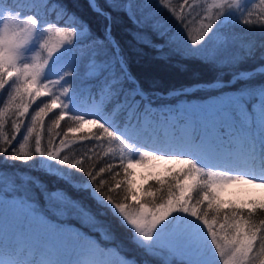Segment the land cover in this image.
Wrapping results in <instances>:
<instances>
[{
    "label": "snow or ice",
    "instance_id": "snow-or-ice-1",
    "mask_svg": "<svg viewBox=\"0 0 264 264\" xmlns=\"http://www.w3.org/2000/svg\"><path fill=\"white\" fill-rule=\"evenodd\" d=\"M104 3L107 9L101 6L100 0H88L91 10L108 21L103 40L75 13H69L62 0H7V6L0 7V90L7 92L10 103L19 101L13 113L15 119L11 121L12 135L0 132L3 139L0 164L15 161L28 164L40 159L48 168L53 167L49 162L68 167L69 172L61 178L74 190L88 192L96 204L111 211L121 227L132 233L131 242L151 260L128 258L115 247L110 251L91 241L78 244L76 258L72 261L61 259L60 249L55 247L37 260L31 251L36 242L42 236L65 230L47 219L35 201L13 194L19 192L18 188H10L7 193L0 191V264H117L113 256L118 257V264H152V261L173 264L170 259L173 256H179L182 264H256L257 260L264 264L261 259L264 257V219L258 218L264 216V199L225 204L218 195L221 187L229 182L264 189V80L257 82V77H264V52L260 55L261 63L255 68L236 71L227 82H214V86L219 84L220 87L237 81L243 83L209 101V112L181 110L184 120L177 122L185 127L184 135L171 138L159 148L122 153L118 163L103 159H117L111 149L105 152L103 145L106 141L124 143L126 132L132 127L131 112L123 129L95 113L87 120L85 115L70 117L77 127H69L60 144L66 145L69 133H80L81 141L91 133L93 147L87 151L93 153L92 157L85 153L79 160L73 158L71 163L68 156L61 158V149L53 146L51 129L47 146H42L45 118L53 114V124L59 126L71 111L69 105L73 102L69 95L73 85L66 79L74 75L72 66L59 71L54 65L56 54L72 45L74 38L82 37V43L92 52V62L100 65L102 75L107 46H117L111 34L113 12H123L133 21L138 29L134 36L140 43L162 50L179 40V33L184 32L185 49L174 48L176 51L224 67L251 58L254 49L250 46L244 57H228L225 50L203 55L207 40L229 24H238L250 31L258 27L264 33V0H258L255 5L252 0H203L202 3L193 0L191 5L184 0L179 9H170L179 27L168 39H165L167 32H161L158 23H149V17L138 16L141 6L135 0H104ZM2 4L4 0H0ZM155 4L166 9L168 0H155ZM186 7L191 10L185 14ZM197 8L207 14L208 24L200 34L193 36L188 28V17ZM253 9L260 10L258 20L250 19ZM50 14L61 26L46 19ZM149 32L163 42H154ZM260 47L264 48V43ZM30 52L34 55H27ZM53 76L55 78H51ZM122 80L123 76L113 78L106 85L113 97H120L121 105L129 97L133 108L148 100L147 93L138 87L125 88ZM57 87L62 90L60 93ZM6 111L7 108L0 109V128L4 125ZM25 118L27 123H24ZM84 122L94 126V133L92 129L88 133L81 132ZM22 127L25 132H21ZM33 133L34 149H29ZM18 136H22V140ZM147 160L166 162L170 175L157 177L138 189L131 179L132 166ZM86 161H90L87 166ZM173 165L179 167L173 169ZM73 173L79 174L81 183H72ZM42 195L46 202L57 201L64 206L65 211L58 213L59 216L76 213L93 218L90 208L66 191L43 189ZM23 219L30 221L28 233L18 232ZM26 248L30 250L27 255Z\"/></svg>",
    "mask_w": 264,
    "mask_h": 264
},
{
    "label": "trees",
    "instance_id": "trees-1",
    "mask_svg": "<svg viewBox=\"0 0 264 264\" xmlns=\"http://www.w3.org/2000/svg\"><path fill=\"white\" fill-rule=\"evenodd\" d=\"M146 1L145 4H142ZM123 2V0H121ZM137 4L141 6V11L137 14L144 19L149 17V23H158L160 25L161 32H167L165 39L171 37L178 29L179 25L170 13V9H179L184 0H168L167 8H160L155 4V0H135ZM188 5L193 3V0H187ZM203 0H197V3H202ZM210 2V0H208ZM62 3L67 6L69 13H75L85 21L91 32L100 39L105 38V29L108 21L101 15L93 12L88 5V0H62ZM101 6L107 9V5L104 0H100ZM258 3V0H252V5ZM250 5V7L252 6ZM7 0H4V4L0 7H6ZM158 9H165L166 14L161 15L160 18H155L151 13ZM110 10V9H109ZM190 8H185V14L190 11ZM196 11V12H195ZM194 11L200 13L197 20H203L206 14L202 13L199 8ZM152 14L151 17L149 14ZM260 16V10L253 9V14L250 17L252 20H258ZM111 24L112 37L117 42V46H107V53L104 56L105 68L101 75V67L98 64L85 63L91 59L92 52L82 43L83 38H74L72 45H69L65 49H62L58 55L60 60L54 62L55 67H58L59 62H63L65 65L68 62L67 56L70 50L82 52L85 56L80 66V71H73L74 75L66 78L71 81L73 87L70 88L69 95L72 98V104L69 105L71 111L65 120L61 121L59 126L53 124L55 117L45 118V122L51 129V139L54 147L61 149V158L68 156L70 163L73 158L76 160L81 159L83 154H87L89 157L93 156V153L87 150L93 147L92 134L89 133L81 141L80 133L72 132L67 137L66 145H61L60 140L64 139L63 133L68 130L69 127H77V125L71 120V116L85 115L86 120L91 119L93 114L102 115L105 119L112 122L117 127L123 129L124 123L128 120V114H132V127L126 132L127 139L124 142L134 144L138 148L143 150H152L159 148L168 142L173 137H180L184 135L185 127L177 121H183L184 117L181 116L180 111L183 108L180 107L181 102L186 101H199L217 95L220 93H228L232 89L239 88L242 81L226 87H220L219 85H207L191 90L182 91L185 87L201 83L207 84L211 81H221V83L231 80L232 75L236 71L251 70L261 63L260 55L264 52V48L260 45L264 43V33L257 28L249 30L246 27L240 25L229 24L224 28L217 30L214 34V45L222 47L224 44L231 49L232 56L244 57L250 46L254 49V55L251 58H246L238 65H227L224 67L218 66L216 63L205 62L197 57L184 56L174 48H180L181 51L185 49L186 41L184 40V32H180V39L173 44H169L162 50H157L154 47H150L146 44L140 43L135 38L134 34L138 31L133 21L123 12H113ZM46 19L53 22L55 26H61L56 24L55 20L50 14ZM189 19V18H188ZM164 21H168L169 24H164ZM68 23H72L68 21ZM208 23H205V26ZM78 26V25H77ZM43 27L47 28V24ZM152 40L156 43H162L154 33H148ZM205 55V52H202ZM112 66L114 70L108 69ZM59 70V69H58ZM123 76L121 83L125 88L136 89L137 87L144 93L148 94V100L142 101L138 106L133 108V103L129 97L127 101L121 105L120 97H113L112 90L106 87L110 79ZM58 74V72H57ZM132 79L129 80L128 77ZM52 78H55L54 76ZM264 80V77H257V82ZM68 87V85H65ZM177 90L175 93L168 92ZM7 92L0 90V109L6 99ZM139 99V97H137ZM19 101L9 102L7 111L4 116V125L6 135H12L11 121L15 119L13 113L15 112V105ZM148 108H152L155 112H159L163 108L174 112L175 122L173 124V137L168 141H165L163 135L158 129L154 127L153 123H147L145 127L140 126V116L145 113ZM31 111V108H30ZM55 111V110H54ZM57 112V111H56ZM59 114V112H58ZM57 114V115H58ZM155 118L156 114L151 115ZM27 122L25 118L24 123ZM85 123V122H84ZM197 128L199 130V120L197 119ZM92 129L94 133V126L88 124L86 129L81 128V132L88 133V130ZM39 130V129H38ZM24 131V127L21 128V132ZM22 136H18L21 139ZM34 137L35 133L29 139L28 148L34 149ZM48 139L42 137V146H47ZM3 141L1 142V144ZM119 142H105L103 149L107 152L109 149L117 157V150ZM18 146V145H17ZM99 151V149H97ZM111 156V153H110ZM3 157H0L2 160ZM105 161L118 163L117 159H110V157H103ZM53 164L52 168H48L43 165L40 159H34L29 161L28 164H22L19 161H15L10 164H0V171L11 173L15 175L17 182L12 184L9 188L0 186V191L8 192L10 188H18V195H24L29 198L30 201H35L37 207L41 209V213L46 216L52 223L61 225L65 231L48 236H42L37 242L36 247L32 249V254L37 260L50 248L60 249V258L65 261H72L76 258V251L79 243L84 241H91L98 243L102 249L113 250L115 247L119 249L120 254L125 257H135L138 261L151 260V257L145 255L144 251L131 242L132 233L127 231L124 227H121L120 223L113 216L112 212L107 208H101L96 204L86 191H76L69 183L65 182L61 177L69 172V168L62 165H56L55 162H49ZM90 161L85 162V166ZM243 170V169H242ZM256 174H259V170H256ZM72 183L79 184L81 179L79 174L73 173ZM152 181V180H150ZM149 181V182H150ZM39 185V186H38ZM48 191L63 190L66 191L74 199H79L82 203L90 208L93 218H85L79 216L63 215L59 216L57 212L49 208L48 203L45 201L42 195V190ZM10 198V197H7ZM259 219H264V216H259ZM30 230V221L23 219L19 222L18 232L28 233ZM79 233V236L76 235ZM107 236V238H106ZM29 249H25V255L29 253ZM173 264H182L181 258L173 256L170 258ZM264 259V257H261ZM152 264H160L159 261H152ZM256 264H260L257 260Z\"/></svg>",
    "mask_w": 264,
    "mask_h": 264
},
{
    "label": "rangeland",
    "instance_id": "rangeland-1",
    "mask_svg": "<svg viewBox=\"0 0 264 264\" xmlns=\"http://www.w3.org/2000/svg\"><path fill=\"white\" fill-rule=\"evenodd\" d=\"M145 3L146 1L142 2V4H145ZM179 4L180 3H178V8H179ZM151 13L154 15L155 18H160L161 15L166 14L165 9H158L156 12L152 11ZM151 13L149 15L153 17ZM193 14H194V11H192L191 16L188 17L189 18L188 28L189 30H191L192 35L196 36L200 34V32L203 30V28L205 27V23H208V19L205 17L203 20H197V17L200 16V14L197 15L196 13L195 16ZM205 14L206 13H204V15ZM165 24L167 25L169 24V22L164 21L163 25ZM213 38H214V35H211L210 38L207 40V43L204 49L202 50V52H205V55H210V54L219 52L221 50H225V55L228 57H231L233 53L231 49H229L226 44H224L222 47H217L216 45L213 44L214 43ZM61 51L62 50H60L56 54V58L54 62H57L60 60V57H58V55L61 53ZM27 55L32 56L34 55V52L27 53ZM84 58L85 56L82 54V52L75 51L74 49L70 50L67 56L68 62L64 65L63 62L61 61L58 63V67L56 68L62 72L64 69L68 68L69 65H71L72 71H80V68H81L80 66H82L81 62L84 61ZM91 62L92 60L90 59V60H87L85 63H88L89 65L91 64ZM93 64L95 65V63ZM108 69L114 70L112 66L108 67ZM118 74L119 73H117V78H118ZM214 82H218V80L211 81L210 83H207V84L196 83V84L185 87L182 91H185V90L188 91L194 88H199V87L207 86V85H214ZM219 82L221 83V81ZM217 85L219 84H215V86ZM56 91L57 93H60L62 90L59 87H57ZM175 92H177V90L170 91L166 95H168L169 93H175ZM224 94L226 93L212 95L210 97H207L199 101L181 102L180 107L183 108V110H186L187 108H189L190 110L195 111V112H205L206 113L211 110V102L209 101L215 100L216 98L221 97ZM208 102L209 104H206ZM8 104H9V97L7 95L1 109L7 108ZM154 113L156 114V116L155 118H152L151 115ZM56 114H58V111L56 112ZM53 117L54 115L50 113V120ZM150 122L153 123L154 127L160 131L165 141H168L171 137L174 136L172 132L173 124L175 122L174 112H171L167 110L166 108H163L159 112H155L152 108H148V110L145 113H142L140 116V126L145 127L146 124ZM87 126H88V123L86 122L83 123L82 129H86ZM48 130H49L48 124L44 123V130L42 133V137L45 139H48V134H49ZM25 131L26 129L24 128L23 132ZM0 132L5 134V130L3 127L0 128ZM20 140H22V137ZM2 141L3 139L0 138V144ZM139 149L140 148H138L134 144H130L127 142H124L123 144L120 143L118 150H117V157H119L122 153L124 154H127L129 152L135 153ZM168 167L169 165L166 162L153 161V160H147L143 162L142 164H133L132 166L133 175L131 179L134 183V186L138 189H141L142 186L148 183L150 180H154L157 177L170 175V173L167 171ZM172 167L173 169H176L179 166L173 165ZM14 183H19L17 182L14 174L0 171V186L1 187L9 188ZM218 195L222 198L225 204L229 202L239 204L248 199H257V200L264 199V189L258 188L255 185H250V184H246L242 182H229L221 187ZM47 203H48L49 208L53 209L57 213H61L65 211L64 206L57 201H49ZM65 215L79 216V214H76V213H66ZM206 258L212 259V257L208 255H206ZM113 260L117 261V264H118V257L113 256Z\"/></svg>",
    "mask_w": 264,
    "mask_h": 264
}]
</instances>
